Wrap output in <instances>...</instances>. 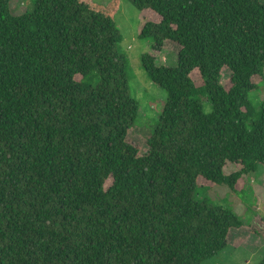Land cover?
Masks as SVG:
<instances>
[{
    "label": "trees",
    "instance_id": "1",
    "mask_svg": "<svg viewBox=\"0 0 264 264\" xmlns=\"http://www.w3.org/2000/svg\"><path fill=\"white\" fill-rule=\"evenodd\" d=\"M11 1L0 0V264H203L231 246L244 222L196 191H240L264 166V100L249 97L264 79V0H129L151 41L142 67L166 91L142 154L128 139L139 105L119 0H33L22 14ZM167 43L175 66L153 54Z\"/></svg>",
    "mask_w": 264,
    "mask_h": 264
},
{
    "label": "rangeland",
    "instance_id": "2",
    "mask_svg": "<svg viewBox=\"0 0 264 264\" xmlns=\"http://www.w3.org/2000/svg\"><path fill=\"white\" fill-rule=\"evenodd\" d=\"M107 0H92L100 4ZM12 12L22 14L32 10L33 0H12ZM141 13L129 0H119V9L114 15V21L122 34L118 44L120 52L128 62V84L130 95L139 105L138 117L128 139L140 149V154L146 150V139L155 129L165 100L166 91L153 83L141 64V55L152 53L151 41L138 36ZM178 47L167 43L164 49L155 54L157 62L164 66H175ZM222 80L225 82L230 73L223 70ZM258 88L250 92V99L255 108L264 100V79L254 77ZM204 109L210 110L206 99H202ZM110 183L108 179L107 185ZM197 199H206L214 205L227 208L236 213L244 222V228L232 230L230 242L223 251L203 264H257L264 254V166L260 165L254 173L244 176V188L233 191L226 185L198 187Z\"/></svg>",
    "mask_w": 264,
    "mask_h": 264
}]
</instances>
